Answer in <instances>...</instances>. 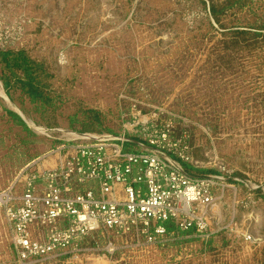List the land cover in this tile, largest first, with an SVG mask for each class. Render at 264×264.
Returning a JSON list of instances; mask_svg holds the SVG:
<instances>
[{
  "label": "rangeland",
  "instance_id": "374dc122",
  "mask_svg": "<svg viewBox=\"0 0 264 264\" xmlns=\"http://www.w3.org/2000/svg\"><path fill=\"white\" fill-rule=\"evenodd\" d=\"M259 34L264 0H0V76L13 84L10 96L0 78V189L31 161L75 142L72 133H120L134 104L145 115L161 107L185 118L195 165L187 170L223 177L212 190L220 199L209 238L190 230L148 241L136 230H96L53 258L23 263L0 211V264H264ZM7 51L30 60L45 102L32 101L19 82L24 70L3 60Z\"/></svg>",
  "mask_w": 264,
  "mask_h": 264
},
{
  "label": "built area",
  "instance_id": "2783aa9c",
  "mask_svg": "<svg viewBox=\"0 0 264 264\" xmlns=\"http://www.w3.org/2000/svg\"><path fill=\"white\" fill-rule=\"evenodd\" d=\"M181 120L185 127L179 135ZM186 125L185 118L164 108L145 115L134 104L120 133H72L75 142H64L24 166L0 190V211L18 259L53 258L57 250L77 246L96 230H136L153 241L171 234L165 221L174 222L178 231L213 235L212 208L220 197L212 190L223 177L183 167L194 165ZM63 152L56 167H39L42 159ZM35 227L45 228V235L34 237Z\"/></svg>",
  "mask_w": 264,
  "mask_h": 264
},
{
  "label": "trees",
  "instance_id": "16d2710c",
  "mask_svg": "<svg viewBox=\"0 0 264 264\" xmlns=\"http://www.w3.org/2000/svg\"><path fill=\"white\" fill-rule=\"evenodd\" d=\"M219 10L217 9L215 4L210 5V13L214 17L216 22H220V18L218 16ZM256 33H261V32H256ZM238 34L244 35V34H252L249 30H237L235 31V35ZM256 35V34H255ZM259 35H264V34H259ZM12 56V52L7 51L3 53V60H5L7 65H13L14 67L20 68L24 70V75L25 79H20L19 82L21 86L25 89H27L32 101H37V100H42V102L46 101V98L43 95V92L40 89L39 83L36 82L35 77H34V71L33 68L30 66L29 62L30 60L27 57H24L23 54L17 53V55H14L12 59H9ZM12 75H14V72L12 71ZM0 78L4 82V86L6 89V92L11 96V89L13 88L12 84V79H10L7 75L2 74ZM13 118L16 120V122L20 125H22L25 129L28 128L26 122L23 120V118L17 114L16 112H9ZM93 120L101 123V119L99 118L98 114L95 112ZM80 131H85V130H80ZM187 168H190L189 165H186ZM167 230L169 232L172 231H178L175 223L172 221H165L163 223ZM193 230V229H191ZM190 231V230H189ZM182 232H188V231H182Z\"/></svg>",
  "mask_w": 264,
  "mask_h": 264
},
{
  "label": "crops",
  "instance_id": "0c3cea01",
  "mask_svg": "<svg viewBox=\"0 0 264 264\" xmlns=\"http://www.w3.org/2000/svg\"><path fill=\"white\" fill-rule=\"evenodd\" d=\"M16 113H17V112H16ZM17 114H18V113H17ZM19 115H20V114H19ZM21 117H22V116H21ZM64 157H65V153H64V152H63V153H55V154H53V155H51V156H49V157H47V158L42 159L41 162H40V164H39V167L42 168V169H46V168H54V167H56V166L59 164L60 160H62ZM50 160H52V162L49 163L48 166H45L44 163H45L46 161H50ZM185 164H186V163H183L184 167L187 169V167H186ZM190 167H191V166H190ZM0 190H1V189H0Z\"/></svg>",
  "mask_w": 264,
  "mask_h": 264
}]
</instances>
